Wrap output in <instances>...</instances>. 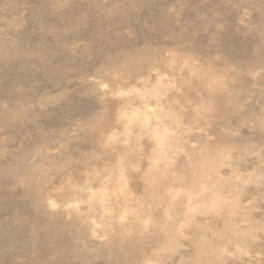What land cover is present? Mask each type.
Listing matches in <instances>:
<instances>
[{"label": "rangeland", "instance_id": "rangeland-1", "mask_svg": "<svg viewBox=\"0 0 264 264\" xmlns=\"http://www.w3.org/2000/svg\"><path fill=\"white\" fill-rule=\"evenodd\" d=\"M0 264H264V0H0Z\"/></svg>", "mask_w": 264, "mask_h": 264}]
</instances>
